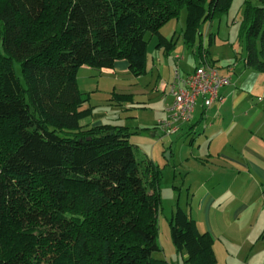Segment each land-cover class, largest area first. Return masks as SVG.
<instances>
[{"label": "trees", "instance_id": "16d2710c", "mask_svg": "<svg viewBox=\"0 0 264 264\" xmlns=\"http://www.w3.org/2000/svg\"><path fill=\"white\" fill-rule=\"evenodd\" d=\"M231 3L0 0V264H170L154 257L162 169L148 160L141 170L128 128L86 124L94 107L78 73L126 60L141 77L148 34L171 52L161 29L186 9L194 45ZM245 5L246 67L264 73V6ZM113 95L120 105L132 97ZM170 226L188 262L215 264L212 235L182 207Z\"/></svg>", "mask_w": 264, "mask_h": 264}, {"label": "rangeland", "instance_id": "374dc122", "mask_svg": "<svg viewBox=\"0 0 264 264\" xmlns=\"http://www.w3.org/2000/svg\"><path fill=\"white\" fill-rule=\"evenodd\" d=\"M246 1L232 0L226 13L205 22L201 26L203 36H199L194 45L187 44L184 37L186 9L182 10L178 19L168 22L161 29V34L175 43L171 52L166 47H158V36L148 34L146 73L141 77L131 73L104 74L88 66H83L78 73V84L82 92L89 93L99 87L98 91L91 93L89 105L94 107L93 111L110 112L114 116L105 123L114 122L128 128L131 134L129 142L134 146L141 170L148 160H153L162 169V210L159 213L158 233V243L162 250L155 253L154 257L170 264L191 263L185 254L178 253L171 234L170 223L177 206L187 211L188 202L185 193L180 197L179 191L173 188L174 185L181 187L182 178L174 174L169 165L168 138L164 140L162 130L155 128L167 119L166 110L175 99L172 94L168 98L170 91L163 89L162 85L171 86L176 70H179L181 76L192 73L198 66L211 63L216 55L223 63H230V60L235 62L236 58L240 59L241 55L246 54L243 30ZM254 2L263 4L259 0ZM15 72L22 77L19 64L15 65ZM114 92L132 95L124 112L112 109L120 105L113 97ZM111 98L114 100L110 101ZM171 136H174L176 146L191 140L186 129ZM174 178H177L176 182ZM261 194L257 195V203L247 212L244 222L228 230L217 242L214 241L215 264H264V239L261 238L264 233V197ZM248 222L253 224H246Z\"/></svg>", "mask_w": 264, "mask_h": 264}, {"label": "crops", "instance_id": "0c3cea01", "mask_svg": "<svg viewBox=\"0 0 264 264\" xmlns=\"http://www.w3.org/2000/svg\"><path fill=\"white\" fill-rule=\"evenodd\" d=\"M246 56L247 52L235 62L223 63L216 55L211 63L202 65L217 69L231 83L221 88L220 97L210 107L200 98L191 121L182 123L175 132L186 129L190 142L176 146L174 136L162 131L170 145L169 165L182 178L181 187L173 188L180 197L185 193L186 212L198 231L210 233L215 242L244 222L247 212L257 203V195L262 192L264 197V73L248 69ZM100 72L129 74V63L119 60L113 69ZM98 90L99 87L92 92ZM166 90L170 91L169 98L172 87L167 85ZM171 106L166 110L167 117ZM112 109L124 112L126 104ZM113 116L110 112L93 111L86 124L120 126L104 122Z\"/></svg>", "mask_w": 264, "mask_h": 264}, {"label": "built area", "instance_id": "2783aa9c", "mask_svg": "<svg viewBox=\"0 0 264 264\" xmlns=\"http://www.w3.org/2000/svg\"><path fill=\"white\" fill-rule=\"evenodd\" d=\"M231 80L222 76L213 67H197L187 76H181L176 70L172 94L175 97L168 117L158 126L165 134H172L179 130L182 123L190 122L195 111L197 101L202 98L206 107H210L219 97L221 88L229 85ZM167 85H164L166 89Z\"/></svg>", "mask_w": 264, "mask_h": 264}]
</instances>
